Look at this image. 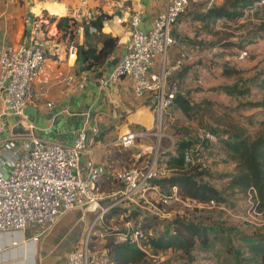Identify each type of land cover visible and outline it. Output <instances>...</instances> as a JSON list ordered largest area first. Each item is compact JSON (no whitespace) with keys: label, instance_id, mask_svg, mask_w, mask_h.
<instances>
[{"label":"built area","instance_id":"1","mask_svg":"<svg viewBox=\"0 0 264 264\" xmlns=\"http://www.w3.org/2000/svg\"><path fill=\"white\" fill-rule=\"evenodd\" d=\"M194 1L165 0L163 9L151 18V25L146 29L138 27L141 14L139 6L131 9L125 17L113 16L115 23L128 25V41L120 59L104 77L97 79L98 89H104L121 76L128 77L133 95L147 98L156 126L160 124L164 111L172 105L174 97L181 93L177 81L178 72L194 63L197 57L195 51L179 48L171 62H167L168 51L177 42L173 34L174 25L188 4ZM263 5L264 1L258 0L248 11ZM97 14V10L87 5V0H78L77 5L70 11L74 22L71 32L77 34L83 28L90 29L91 21ZM33 21L28 15L23 17L24 25L37 27ZM46 32L47 36L53 37L56 28L51 26ZM74 53L75 48L70 42L66 49V58H73ZM245 55V51H240L238 57L243 58ZM45 58L42 38L38 39L33 35L27 43L5 44L0 48V232H19L33 225L38 226L40 233H43L65 213L76 208L85 209L96 205L99 199L96 183L103 167L94 165L84 176L80 175L78 167L79 155L87 150L88 134L97 132L96 126L88 123L87 113L84 114L81 125L74 130L73 139L69 144L43 139L30 132L1 136L4 130L3 116H22L25 105L32 100L30 87ZM154 65L157 66L156 70L153 69ZM65 82L69 85L72 77L67 76ZM76 86L81 88L82 83L79 82ZM51 105L50 101L46 103L48 107ZM152 134L151 128L127 130L117 136L116 144L122 149H127L133 147L137 139L143 140ZM16 138L22 139V142L14 144ZM203 139L207 144L216 141L215 135L209 132L204 133ZM172 145L170 143L169 148ZM150 148L144 146L138 149L137 157L146 155ZM198 150L196 145H191L183 153L182 160L185 164L204 170L206 165L198 155ZM163 175L165 171L156 166L154 156L141 166L115 172L113 177L119 184V190L112 205L116 202H126L128 205L141 207L140 202L148 203V197H156L155 202L160 207L192 203L197 207L205 205L209 208H225L216 205L212 200L201 204L182 199L175 186L171 187L168 194L160 192L153 181ZM253 194L254 190L248 188V210L259 215L262 212L255 210ZM151 206L154 208L153 215H168L158 207ZM80 220L83 222L84 218L80 217ZM37 236L32 239L36 240ZM144 237V233L138 228L117 233V240L127 241L139 247ZM62 264H89L86 241L77 242L67 253Z\"/></svg>","mask_w":264,"mask_h":264},{"label":"rangeland","instance_id":"2","mask_svg":"<svg viewBox=\"0 0 264 264\" xmlns=\"http://www.w3.org/2000/svg\"><path fill=\"white\" fill-rule=\"evenodd\" d=\"M104 1L112 8L116 7L114 3L110 4L111 0ZM116 1H119L117 7L124 8L130 2ZM222 1L195 0L188 4L174 25L183 23L182 38L191 44L190 49L197 55L194 63L185 69L178 83L181 94L195 105V112L190 116H184L173 106L169 107L162 114L158 128L153 115L151 126L153 134L143 140L137 139L135 145L130 147L151 148L147 150L146 155H141L128 167L141 166L154 156L156 166L168 174L170 171L165 168V161L166 155L172 154L170 143L189 140L192 145L198 147L197 153L206 165L204 171L208 176H202L201 179L223 193L225 208H209L205 205L197 207L192 203L160 207L155 202L156 197L152 199L148 197V203L140 202L141 207L126 204L127 209L141 211L139 216L129 218L120 212L109 214L113 212V207L126 203L116 202L112 205L117 194L110 198H99L97 205H94L90 212H85L83 222L78 220L74 222L79 215L77 212L70 223L71 231H78V241L87 243L89 264H112L107 260L103 246L105 235H111L117 240V233L136 229L142 216L157 218L155 224L147 231L151 236L170 232L172 228L169 221L182 215L209 226L223 237L206 248L196 245L188 254L180 250H153L143 246L145 257L139 264H234V251L236 253L243 251L242 236L264 234V212L259 215L249 212L250 203L247 196L230 192L225 189L223 180L213 177L232 169L230 161L220 148V139L231 133L230 125L242 127L249 136L264 130V110L243 105L247 101H258L264 96V86L260 85L264 78V16L257 10L244 12L242 17L234 21L217 19L207 28L195 19L198 11L210 3L217 5ZM43 13L41 12V15ZM45 14L48 15L46 11ZM42 32L43 41L46 39V31L42 28ZM58 33L61 37V32ZM70 36L73 37V34L70 33ZM240 51L246 52L243 58L238 57ZM224 67L230 70V74L222 72ZM206 132L215 135L216 141L213 144L205 143L203 138ZM192 166L186 164L184 169ZM151 205L168 215L165 217L153 215L154 208ZM66 239L63 238L62 242L65 243Z\"/></svg>","mask_w":264,"mask_h":264},{"label":"crops","instance_id":"3","mask_svg":"<svg viewBox=\"0 0 264 264\" xmlns=\"http://www.w3.org/2000/svg\"><path fill=\"white\" fill-rule=\"evenodd\" d=\"M164 2L165 0H130L129 5L124 8L117 7L119 1L111 0L110 4L114 3L116 6L112 8L104 0H87L89 7L98 12L100 10L109 17L102 20L99 29L96 30L93 26L90 29L83 28L80 33L73 34L68 39L62 33L60 37L55 20L44 22V19H40L41 12L46 11L48 15H70L78 0H0V48L5 44L27 43L31 35L40 39L43 35L42 28L45 31L51 26L56 28V35L53 37L45 33L43 43L46 58L31 84L32 100L25 105L22 116H3L4 130L1 136L30 132L43 139L69 144L74 130L81 125L84 114L87 113L88 123L95 125L97 132L88 134L87 150L79 155L80 175H86L94 165L102 166L103 172L96 183L99 198L114 197L119 190L114 173L132 165L139 154L138 149L120 148L116 144V138L127 130L151 128L153 114L145 96L133 95L131 81L126 76H121L102 90L98 89L97 79L104 77L120 59L128 41V25L115 23L113 16L125 17L131 9L139 6L141 14L138 27L146 29L151 25V18L163 9ZM258 12L264 16V11ZM25 15L34 19L33 23L38 26L24 25ZM183 29L182 22L173 28L177 42L168 51V63L179 48H191V44L182 38ZM107 37L113 38L115 42L106 55L91 60L93 64L80 60V50L91 48L97 53ZM70 42L75 53L73 58L67 59L66 49ZM107 44L108 41H105L103 51L108 49ZM86 64L90 67L85 68ZM188 66L178 72V83ZM153 69L156 70L157 66L154 65ZM67 76L72 77L69 85L65 82ZM79 82L82 83L81 88L76 86ZM48 101L52 102L49 107L46 106ZM21 142L22 139L19 138L14 140L16 145ZM122 205L126 206V203ZM93 206L65 213L43 233H40L38 226L33 225L19 232H0V264L64 263L67 253L79 242L78 231H71L72 218L79 212L74 222H82L80 217L84 218L85 212H90ZM35 235H38L37 239L33 240ZM65 237L67 239L63 243Z\"/></svg>","mask_w":264,"mask_h":264},{"label":"trees","instance_id":"4","mask_svg":"<svg viewBox=\"0 0 264 264\" xmlns=\"http://www.w3.org/2000/svg\"><path fill=\"white\" fill-rule=\"evenodd\" d=\"M256 1L258 0H223L217 5L210 3V5L195 14V19L205 28L217 19L234 21L242 17L244 11L249 10ZM256 10L264 11V5ZM108 17L106 13L98 12L91 21V25L97 30L100 28L102 20ZM40 19L55 20L57 30L68 39L72 38L70 33H72L71 28L74 26V22L70 15H47L43 13ZM105 41H108L107 45L109 46L107 50L103 51ZM114 42L113 38H105L103 46L97 53L91 48L80 50V60L90 61V64H93L92 61L109 52ZM89 67V64L85 65V68ZM222 72L227 75L230 74L227 67L222 68ZM260 85L264 86V78L260 81ZM243 105L247 108H261L264 110V96L258 101H247ZM172 106L184 116H190L195 112V105L190 103L181 93L174 97L170 107ZM229 127L231 133L220 139V148L230 161L232 169L215 174L213 177L223 180L225 189L230 192H238L245 196L247 189L251 187L254 190L252 201L255 210L264 212V130L249 136L242 127L236 128L232 125ZM191 145L189 140H177L170 148L172 154L166 155L165 168L170 173L153 182L164 194H168L171 187L175 186L182 199L196 201L201 204L212 200L216 205L225 207L223 193L201 179L202 176L207 175L203 169L195 170L198 169L195 165L189 169H184L186 164L182 160V155ZM112 210L113 212L109 213L110 215L120 212L129 218L139 216L141 212L127 209L124 205L113 207ZM156 221L157 218L154 216H142L140 219L137 228L145 235L144 239L140 241V247L127 241L116 240L111 235H105L103 246L107 260L112 264H139L145 257L143 246L153 250H180V252L188 254L196 245L200 248H206L212 242L223 237L218 231L216 232L209 226L187 219L182 215H178L169 221L172 228L170 232L151 236L147 234V231ZM242 238L243 251L238 253L234 251V264H264V234L243 235Z\"/></svg>","mask_w":264,"mask_h":264}]
</instances>
